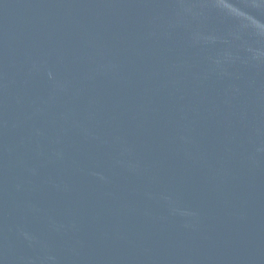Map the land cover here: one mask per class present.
<instances>
[{
	"label": "water",
	"instance_id": "obj_1",
	"mask_svg": "<svg viewBox=\"0 0 264 264\" xmlns=\"http://www.w3.org/2000/svg\"><path fill=\"white\" fill-rule=\"evenodd\" d=\"M0 264H264V0H0Z\"/></svg>",
	"mask_w": 264,
	"mask_h": 264
}]
</instances>
